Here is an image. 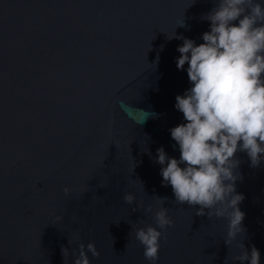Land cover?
Masks as SVG:
<instances>
[{"label": "water", "instance_id": "obj_1", "mask_svg": "<svg viewBox=\"0 0 264 264\" xmlns=\"http://www.w3.org/2000/svg\"><path fill=\"white\" fill-rule=\"evenodd\" d=\"M214 6L0 0V264H73L80 243L100 253H88L90 264H152L135 230L156 227L161 206L173 226L158 229L155 264H240L241 241L264 264V162L236 154L246 231L229 247L227 220L176 203L155 162L160 147L179 159L169 130L185 122L175 98L191 87L187 65L176 67L183 41L169 39L203 43Z\"/></svg>", "mask_w": 264, "mask_h": 264}, {"label": "clouds", "instance_id": "obj_2", "mask_svg": "<svg viewBox=\"0 0 264 264\" xmlns=\"http://www.w3.org/2000/svg\"><path fill=\"white\" fill-rule=\"evenodd\" d=\"M214 4L202 17L210 23L203 43L196 45L183 36L169 39L183 41L177 48L176 67L185 70L187 65L191 87L175 98V109L185 122L169 130L179 147V159L160 147L155 162L161 166L162 186H171L176 203L199 206L197 216L227 220L229 247L246 231L245 213L239 208L245 197L236 191L237 181L242 180L236 154L246 153L253 168L264 162V5L257 0H214ZM63 191L65 196L71 193L67 187ZM156 198L161 205L167 201ZM123 199L128 205L135 201L130 193ZM145 211L152 212V206ZM154 220L156 227L135 230V239L152 264L159 259L160 230L173 226L163 206ZM237 248L233 261L260 264L255 246L249 252L241 241ZM61 253L66 261L69 250L62 246ZM88 253L100 257L93 243L86 247L80 243L71 252L73 264H90Z\"/></svg>", "mask_w": 264, "mask_h": 264}]
</instances>
